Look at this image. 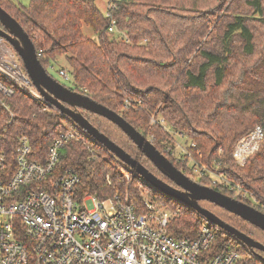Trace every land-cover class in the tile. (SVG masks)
I'll use <instances>...</instances> for the list:
<instances>
[{"label":"trees","instance_id":"obj_1","mask_svg":"<svg viewBox=\"0 0 264 264\" xmlns=\"http://www.w3.org/2000/svg\"><path fill=\"white\" fill-rule=\"evenodd\" d=\"M0 6L29 35L46 69L64 56L71 89L148 134L155 147L190 178L232 197L230 186H239L253 202L235 198L263 211L264 139L243 164L233 157V148L256 125L264 130V0H111L105 13L94 0H29L27 5L0 0ZM83 25L95 37L86 36ZM111 25L113 31L108 30ZM0 79L14 89L11 96L0 94V148H13L25 135L30 156L43 161L63 118L1 74ZM82 113L152 173L174 185L116 124L86 110ZM158 116L190 140L184 159L174 156V137ZM190 154L202 160L204 175L197 176L185 166ZM123 165L99 144L92 147L87 141L70 140L59 151L56 168L78 175L81 196L104 199L128 192L129 200L138 204L144 181L132 176L126 180ZM146 187L172 209L179 208L168 224L169 233L198 234L205 221L202 216ZM199 203L264 244L260 228L214 203ZM223 244L244 247L218 229L214 245L217 249ZM256 252L264 257L263 251Z\"/></svg>","mask_w":264,"mask_h":264},{"label":"built area","instance_id":"obj_2","mask_svg":"<svg viewBox=\"0 0 264 264\" xmlns=\"http://www.w3.org/2000/svg\"><path fill=\"white\" fill-rule=\"evenodd\" d=\"M58 72L65 75L62 69ZM0 74L63 118L43 161L30 156L25 135L17 138L13 148H0V264H264L263 256L245 246L223 244L216 249L220 228L205 219L195 237L172 235L167 227L180 210L155 198L150 189L140 191L138 204L129 200L128 192L104 199L81 196L78 175L56 168L59 151L70 140L87 141L92 147L99 143L48 104L2 36ZM13 91L12 85L0 79V94L11 96ZM151 122L156 121L152 118ZM263 139L264 130L256 125L236 141L235 160L243 164ZM187 162L193 173L204 175V165ZM230 190L234 198H250L239 186Z\"/></svg>","mask_w":264,"mask_h":264},{"label":"water","instance_id":"obj_3","mask_svg":"<svg viewBox=\"0 0 264 264\" xmlns=\"http://www.w3.org/2000/svg\"><path fill=\"white\" fill-rule=\"evenodd\" d=\"M0 36L13 48L20 57L23 67L38 92L61 114L67 116L88 136L103 146L111 155L123 162L135 176L140 177L163 195L185 205L212 225L218 226L225 233L232 235L251 252L260 255L256 250L264 252V244L236 227L222 220L209 209L200 205L206 200L241 217L264 231V212L254 206L226 195L187 176L178 169L150 139L119 113L96 102L90 96L65 86L42 65L35 45L20 23L0 6ZM82 110L101 115L116 124L146 156L156 169L166 176L174 185L164 181L146 168L139 159L132 157L122 147L95 127L82 113Z\"/></svg>","mask_w":264,"mask_h":264},{"label":"rangeland","instance_id":"obj_4","mask_svg":"<svg viewBox=\"0 0 264 264\" xmlns=\"http://www.w3.org/2000/svg\"><path fill=\"white\" fill-rule=\"evenodd\" d=\"M15 3H20L22 5H27L29 3V0H11ZM96 5L98 6V8L102 11V12H106L107 8L110 6L111 0H94ZM83 33L88 36V37H95L94 32L92 31V29L90 27H87L85 25H83L82 27ZM59 69H62L65 72V75H60L59 74ZM47 72L52 75L55 79H57L59 82H61L62 84H64L67 87L71 88V73H70V66L67 62V60L64 58V56H59V58L57 59L56 62H54L52 64V66L48 67ZM157 119L159 120L160 117L158 116ZM156 120V119H155ZM161 120V119H160ZM155 123V122H154ZM163 125L165 127H167L166 129H168L170 131V133L172 134V136L174 137V148H173V154L174 156L180 159H184L185 155H187V146L190 144V140L185 137V136H181L179 133L173 131L170 127H168L166 125V123L163 121L162 122ZM147 136L148 139H151V137L148 134H145ZM197 155L201 156L200 151H197ZM189 159H187V163L188 165H194L197 166V163H202V165H204V163L202 162V160H197L194 158L193 155H189L188 156ZM205 167V165H204ZM123 173L125 176V179L129 181L130 177H137L133 174V172L125 165H123ZM147 184L144 182V185L141 186L140 191L143 189H147ZM140 187V186H139ZM250 200L253 202V198L250 197Z\"/></svg>","mask_w":264,"mask_h":264}]
</instances>
